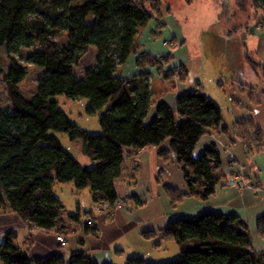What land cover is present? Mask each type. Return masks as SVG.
<instances>
[{
    "label": "trees",
    "instance_id": "1",
    "mask_svg": "<svg viewBox=\"0 0 264 264\" xmlns=\"http://www.w3.org/2000/svg\"><path fill=\"white\" fill-rule=\"evenodd\" d=\"M248 1L260 11L264 9V0H240L241 11ZM161 17V0H0V52L7 56L0 75L11 102L9 110L0 105V213L16 214L30 229L44 232L59 233L66 220L81 224L80 211L67 214L53 193L56 184L89 190L96 204L113 207L126 152L159 148L167 141L169 150H161L160 156L166 161L171 152L176 155L188 188L181 192L166 187L172 206L188 195L206 200L215 193L220 152L211 147L195 157L194 150L209 131L228 132L222 107L197 82L178 98L175 109L160 102L156 118L148 123L152 106L148 75L131 79L118 75L137 49L141 31L153 20L164 27ZM91 48L97 50L96 64L79 76L75 67ZM245 59L256 66L247 53ZM171 60V55L143 54L137 64L162 69ZM27 65L44 73L30 98L20 91L29 74ZM165 75L184 81L188 72L179 67ZM61 96L87 101V113L99 115L100 132L85 130L61 110L55 100ZM242 124L246 123H235L234 128ZM247 125L253 126L252 121ZM59 134L67 135L71 142L82 141L83 152L93 164L82 165L64 148ZM248 148L251 150L250 144ZM258 227L264 237V217ZM85 229L97 233L87 225ZM145 237L156 239L155 248L164 241L176 242L180 256L164 263L135 258L127 264H264V254L251 249L245 224L230 215L205 213L179 219L160 237L151 232ZM16 239L15 231L0 239V264H97L81 251L72 252L68 259L30 257Z\"/></svg>",
    "mask_w": 264,
    "mask_h": 264
},
{
    "label": "crops",
    "instance_id": "2",
    "mask_svg": "<svg viewBox=\"0 0 264 264\" xmlns=\"http://www.w3.org/2000/svg\"><path fill=\"white\" fill-rule=\"evenodd\" d=\"M192 5L193 0H188V5H183L177 13L172 7L164 9L162 5V17L159 21L164 27L159 29V23L153 20L141 31L137 37V49L127 63L119 68L118 75L123 79H131L139 74L148 75L152 95L148 123L156 118L160 102L175 109L178 98L193 90L197 82H200L206 93L222 107L224 125L228 132L209 131L194 150L195 157H199L211 147H216L220 152L221 165L215 170L220 181L215 193L206 200L188 195L178 206H172L166 187L170 186L181 192H188V188L176 155L171 152L166 161L160 156L161 150H169L170 142L167 141L159 148L150 147L137 153L132 150L126 152L122 175L116 182L118 199L123 205L110 217L96 212V203L91 193L88 196L91 207L85 210L88 202L83 201V196H86L84 192L87 190L76 191L73 184H68L69 192L78 199L77 211L82 215L81 224L66 220V227L59 233L44 232L30 229L16 214L0 213V239H3L6 233L15 231L17 246L30 257L62 256L68 259L72 252L81 251L97 264H127L135 258L164 263L174 261L180 256L179 246L177 253L178 244L164 241L159 248H155L156 239L146 238L145 233L151 232L160 237L173 221L205 213H218L237 217L243 222L251 236V249L264 254V237L258 227L259 220L264 217V26L262 29L256 27L257 22L264 17V11L254 8L253 4L248 2L246 10L251 12L248 21L235 25V32L247 29V40L251 46L262 42L257 58L251 56L253 50L247 52L256 66L248 63L244 55L241 60L245 65L237 60V65H243L242 72L239 73L236 71L237 65L226 70L208 67L209 58H213L214 53H219L224 47L229 49L232 32L222 30L214 37V21L196 19L184 13L187 8L191 9ZM201 31L211 37L206 38L210 42L207 52L204 42L200 39ZM167 41L177 43V48L166 47L164 43ZM143 54L158 58L171 55L172 60L162 69L152 66L140 67L137 61ZM195 59L196 64L193 62ZM235 62L233 61V65ZM176 67H185L188 76L184 81L177 79L172 91L169 90L173 86L171 81L167 80L161 71ZM140 79L144 77L137 80ZM248 121H252L253 126H248ZM235 123L246 124L234 128ZM97 130H100V127ZM256 131H259L260 135L257 136ZM72 143L77 145L74 149L84 154L82 141ZM249 144L251 150L248 148ZM87 163L93 164L92 161ZM236 175H243L247 180L245 189H239L235 184L233 179ZM61 202L64 203L62 200ZM87 216L94 218L96 234L86 232ZM58 235L68 238L66 249L61 248L57 240Z\"/></svg>",
    "mask_w": 264,
    "mask_h": 264
},
{
    "label": "rangeland",
    "instance_id": "3",
    "mask_svg": "<svg viewBox=\"0 0 264 264\" xmlns=\"http://www.w3.org/2000/svg\"><path fill=\"white\" fill-rule=\"evenodd\" d=\"M163 8L167 7H172L173 10L177 13V11H180L183 5H188V0H161ZM239 1L240 0H193V5L192 8L189 9L187 8L185 10V14H187L189 17H193L196 19H201V20H208V21H214V25L212 26V35L214 37L219 35V32L222 30L225 31H230L232 32L230 35V43L231 46L229 49L222 48L219 53H214L213 58H209V63L208 67L209 68H214V69H219V70H226L230 67H235L237 65V60L242 61L241 58L246 55V53L250 52V50H253L254 53L251 54L252 57L257 58L258 56V50L262 47V42L256 43V45H250L248 43L247 38L248 36V31L247 29L240 30L238 32H235V25H242L248 21L251 12L248 10L241 11V8L239 6ZM249 3H252L251 1H248ZM247 2V5H248ZM254 22V21H252ZM260 21L257 22L256 27L258 28ZM159 29H161L159 27ZM201 42H204L205 44V50L206 52L208 51L209 47V41L206 40V38L211 39L209 35H205V33H202L201 31ZM198 38V37H197ZM198 38V40H200ZM60 42H62V39H59ZM164 45L168 48L171 49H176L177 48V43L173 41H167L164 43ZM255 47V50H254ZM204 51V49H203ZM210 52V51H209ZM208 52V54H209ZM250 56V57H251ZM17 59H19L17 57ZM96 59H97V50L94 48H91L89 52L81 59V65L78 67H75V71L79 76L84 75V70L88 66H93L96 64ZM259 60V59H258ZM233 61H236L235 64L233 65ZM195 64L197 60L193 61ZM24 64V62H22ZM242 64L243 61H242ZM238 64L236 67V71L239 73L242 72L243 65ZM233 65V66H232ZM245 65V64H244ZM7 66V56L0 52V70L4 69ZM29 69V74L26 77V79L20 84V91L28 98H30L36 91L37 89V84L38 80L40 77L44 75V73L37 67L35 66H28ZM177 68V67H176ZM163 75H165V71H161ZM167 77V76H165ZM178 77H168L167 80L171 84V88L169 90L174 91L175 87V82H177ZM174 82V83H173ZM210 84V83H209ZM170 86V85H169ZM55 100L58 101L59 108L66 112L72 120H74L78 125H80L82 128L85 130L91 132V133H96L100 132V130H97L99 128V115H89L87 113V105L88 102L85 100L81 101H72L68 100L65 97H57ZM10 99L8 96V92L6 89V85L4 82V76L0 75V105L2 110H9L10 107ZM242 132L244 129H240ZM59 137L63 143V146L66 150L71 152L77 158V160L84 166H91V164H88L87 162L91 161L89 157L85 156L81 152H78L74 147H76V144H73L67 135L65 134H59ZM74 145V146H73ZM241 176L239 175L240 180L238 184V181L234 180L235 184H237V187L239 189H245L247 187V180L245 179L244 181L241 180ZM235 178V177H234ZM244 183V185H243ZM187 185V184H186ZM68 187V188H67ZM69 186L68 184H56L53 187V193L61 199L64 203L63 205L65 206L66 213L68 214H75L77 211V197L75 195H72L69 192ZM86 196H83V201L88 202V205H86L87 209L91 207V202L90 198L88 197L90 195V192L87 190L84 192ZM78 196V195H77ZM86 197V198H85ZM170 197V196H169ZM86 200V201H85ZM86 204V203H85ZM180 204V203H179ZM178 206V205H177ZM98 209V204H96V212ZM119 210V209H116ZM113 210L112 212H105V214H100V215H106L107 217H110L111 214L116 211ZM99 213V212H98ZM92 218L94 221V218L91 216H87V219ZM87 224V222H85ZM92 229H97L95 227V222L94 225L90 226ZM60 236V235H58ZM57 236V237H58ZM64 236V235H63ZM68 239V238H67ZM69 243V241H68ZM60 244V243H59ZM61 246V244H60ZM68 246V245H67ZM67 248V247H66ZM65 248V249H66ZM179 252L178 245H177V253ZM180 254V253H179ZM178 256V254H177ZM178 258V257H177Z\"/></svg>",
    "mask_w": 264,
    "mask_h": 264
},
{
    "label": "built area",
    "instance_id": "4",
    "mask_svg": "<svg viewBox=\"0 0 264 264\" xmlns=\"http://www.w3.org/2000/svg\"><path fill=\"white\" fill-rule=\"evenodd\" d=\"M264 11V9H263ZM264 26V21H260L259 25H258V28L257 29H262ZM233 180H237L238 181V184L240 185L241 183H239V180H240V177L239 175H236L235 178ZM241 180L244 181L245 180V177L244 176H241ZM244 185V183H243ZM122 205H123V202L121 200H117L116 203L114 204L113 207H108L106 206L104 203H98V209L97 211L99 212V214H105V212H112L113 210H116V209H121L122 208ZM87 226H92L94 225V221L92 218L86 220ZM57 240L58 242L61 244V248L62 249H65L68 245V239L67 237L63 236V235H60L57 237Z\"/></svg>",
    "mask_w": 264,
    "mask_h": 264
}]
</instances>
